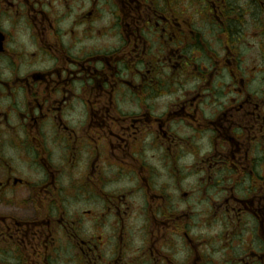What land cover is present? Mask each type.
<instances>
[{
    "label": "flooded vegetation",
    "instance_id": "obj_1",
    "mask_svg": "<svg viewBox=\"0 0 264 264\" xmlns=\"http://www.w3.org/2000/svg\"><path fill=\"white\" fill-rule=\"evenodd\" d=\"M0 264H264V0H0Z\"/></svg>",
    "mask_w": 264,
    "mask_h": 264
}]
</instances>
